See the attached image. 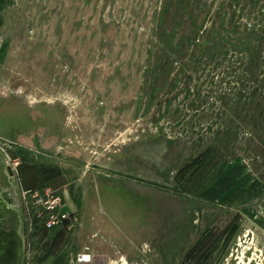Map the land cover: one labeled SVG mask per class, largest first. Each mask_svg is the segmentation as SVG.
<instances>
[{"label": "rangeland", "instance_id": "rangeland-1", "mask_svg": "<svg viewBox=\"0 0 264 264\" xmlns=\"http://www.w3.org/2000/svg\"><path fill=\"white\" fill-rule=\"evenodd\" d=\"M10 166L23 264H264V0H0Z\"/></svg>", "mask_w": 264, "mask_h": 264}, {"label": "water", "instance_id": "water-1", "mask_svg": "<svg viewBox=\"0 0 264 264\" xmlns=\"http://www.w3.org/2000/svg\"><path fill=\"white\" fill-rule=\"evenodd\" d=\"M11 180L13 169L8 167ZM16 192L0 187V264H23L25 239L21 233V215Z\"/></svg>", "mask_w": 264, "mask_h": 264}, {"label": "built area", "instance_id": "built-area-1", "mask_svg": "<svg viewBox=\"0 0 264 264\" xmlns=\"http://www.w3.org/2000/svg\"><path fill=\"white\" fill-rule=\"evenodd\" d=\"M13 169V168H12ZM43 194L38 192L33 193V197L39 205L43 206L44 212L40 213V216L45 213L46 216L43 218V223L48 229H54L59 227L64 223L68 218L69 214L67 212L61 211L62 198L56 192L44 188ZM91 261L90 254H82L78 257V262H89Z\"/></svg>", "mask_w": 264, "mask_h": 264}, {"label": "crops", "instance_id": "crops-1", "mask_svg": "<svg viewBox=\"0 0 264 264\" xmlns=\"http://www.w3.org/2000/svg\"><path fill=\"white\" fill-rule=\"evenodd\" d=\"M61 168H62V174L57 179H55L53 182L57 181L56 182L57 188L65 189V192H64L65 199H67L68 202L72 203L71 200L72 199L77 200L78 195H76L75 193L73 194L70 191H67L66 187L68 186V184L71 183L70 182L71 180L69 178V175H67L66 169L64 167H61ZM80 254H82V252L78 251V249L75 246H73V243H72L71 245L67 246L63 251H61L58 255L54 256V258H52L48 264H73L76 261V258H78Z\"/></svg>", "mask_w": 264, "mask_h": 264}, {"label": "flooded vegetation", "instance_id": "flooded-vegetation-1", "mask_svg": "<svg viewBox=\"0 0 264 264\" xmlns=\"http://www.w3.org/2000/svg\"><path fill=\"white\" fill-rule=\"evenodd\" d=\"M1 176H0V187L4 188L7 191L13 192L7 185V184L12 185V180L10 179L9 174L8 175L4 174V176H2V178H1ZM21 220H22V218H21ZM21 227H22V224H21ZM21 233H22V229H21Z\"/></svg>", "mask_w": 264, "mask_h": 264}]
</instances>
